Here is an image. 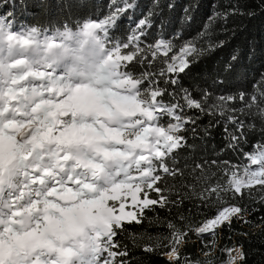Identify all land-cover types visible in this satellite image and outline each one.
I'll return each mask as SVG.
<instances>
[{"label":"snow or ice","instance_id":"1","mask_svg":"<svg viewBox=\"0 0 264 264\" xmlns=\"http://www.w3.org/2000/svg\"><path fill=\"white\" fill-rule=\"evenodd\" d=\"M134 8L135 0H124L123 5L103 21L84 24L87 29L103 31L109 48L108 59L122 69L119 79L104 74L93 83L73 85L54 69L14 74L11 69L26 65L23 59L16 60L0 75V264H68L73 254V247L68 242L74 241L92 220L102 222L106 228L103 238L107 243L97 264H128L125 259H115L118 255H127L126 246L119 252L112 250L120 247V242L114 238L125 231L124 222L141 223L145 209L183 202L182 199L170 200L168 189L161 181L165 175H182V170L175 167L173 154L189 146L184 133L188 125L193 126L195 132L199 119L187 115V111L225 117L233 127L231 134L225 128L230 150L238 148L240 142H246V132L256 129L254 121L257 119L260 132L264 134V91H257L256 85L247 98L244 91L214 94L207 89L194 96L180 86L181 74L206 50H214L215 44L209 43L207 49L198 46L194 40L177 44L179 32L170 38L160 36L152 43H145L141 37H146L152 27L151 11L137 22L126 42L112 39L109 31L119 15ZM238 13V6L231 5L222 12H214L209 23L218 17L226 26L229 17ZM159 27L163 28V22ZM33 35L19 38V43L30 45ZM202 39L211 40V37L202 36ZM122 49H128V52L122 54ZM133 61L146 64L149 70L138 75L125 71ZM154 63L157 68L151 70ZM3 70L4 65L0 64V71ZM30 78L35 80L34 85L26 83ZM160 80H163V87ZM145 82L147 86L141 87ZM257 84L264 86V74ZM129 90L134 92L130 94ZM166 94L172 97L171 102H165ZM237 103L239 107L235 106ZM164 117L168 120L164 121ZM113 119L116 126L109 127L107 121ZM21 129L26 130L23 135ZM53 135L83 155L87 161L84 170L74 171L69 165L66 174L58 173L57 163L67 160V155L41 147L45 138ZM90 138H99L105 145V154L99 159ZM243 155L249 164L242 166L239 175L236 165L228 161L219 164L216 160L211 161L214 166H222L230 178L223 185L218 183L193 195L208 207L215 202L218 205L216 214L194 229L183 230L168 224L172 230V235L166 238L169 241L166 255L170 261L180 264V248L188 238V232L215 236L218 229L227 227L230 230L234 220L243 218L247 209L225 201V194L231 193L234 198L239 194L242 199L253 185H258L264 193V139ZM132 156H135L134 164L128 162ZM109 161L115 164L114 170L109 169ZM204 164H196L193 171L203 172ZM35 165H40V169L36 170ZM17 176L20 190L14 191L13 181ZM24 187L28 188L27 196ZM242 189L247 191L242 192ZM153 192L157 195L150 198L149 194ZM128 197H131L132 205L138 206L139 216L136 212L125 211ZM109 201L119 204H109ZM96 235L101 237V233ZM154 250L151 245L145 248L148 252ZM224 251L229 258L223 264H240L244 258L240 249ZM232 251L237 254L230 255ZM205 256L208 257L207 252ZM183 264H201V261L183 258ZM203 264H213V260L207 258Z\"/></svg>","mask_w":264,"mask_h":264},{"label":"trees","instance_id":"2","mask_svg":"<svg viewBox=\"0 0 264 264\" xmlns=\"http://www.w3.org/2000/svg\"><path fill=\"white\" fill-rule=\"evenodd\" d=\"M135 3L133 10H126L117 18L115 26L109 31L112 39L126 42L137 27V22L151 11L152 27L148 29L146 37H141L145 43H152L160 36L170 38L179 32L181 35L179 40L175 41L177 44L194 40L198 46L205 49L209 43L216 45L214 50H206L190 69L181 74L182 88L188 89L194 96H198L204 89L214 94H235L244 91L246 98L253 93L254 85L257 91H264V86L257 84L264 74V2L135 0ZM231 5H237L239 13L229 17L226 26L218 17L209 23V17L214 12H222ZM121 6L122 3L116 0H0V18L39 34H53L67 27L75 29L86 22L103 21ZM161 22L162 29L159 27ZM202 36H210L211 40L202 39ZM127 52L128 49H122V54ZM156 68L154 63L151 70ZM145 70H149L146 64L139 65L135 61L125 69L133 75ZM146 86L147 82L141 85ZM160 86H164L163 80H160ZM164 99L165 102H171L172 97L166 94ZM235 106L240 105L237 103ZM186 114L198 116L199 119L195 132L192 130L193 126L188 125L184 133L190 147L180 148L173 154L175 167L182 170V175H165L161 181V185L168 189L170 200L182 199L183 202L165 208L157 206L151 210L145 209L141 223L124 222L125 231L118 233L114 238V241L120 242V247L112 250L119 252L126 246L127 255H118L115 258L117 260L125 259L128 264H175L166 255L169 251V241L166 238L172 235L168 224L172 223L183 230L194 229L206 218L215 216L218 205L213 202V206L208 207L193 193H201L218 183L223 185L230 178L225 175L222 166H214L211 161L216 160L218 164L228 161L237 166L239 175L242 166L249 164L243 153L251 152L253 145L264 139L257 119L254 121L256 129L246 132V142L242 141L238 148L230 150L227 148L228 135L225 128L231 134L233 127L225 117L200 115L194 110L187 111ZM167 120L168 117H164V121ZM205 161L208 163L204 164ZM169 163L171 166V161ZM196 164H204L203 172L193 171ZM245 191L247 189H242V192ZM149 195L150 198H155L157 194L153 192ZM262 195L264 193L258 185L251 186L250 193L242 199L239 194L235 198L231 193L225 194V201L237 203L247 209L243 218L234 220L230 230L227 227L218 229L215 236L188 232V238L180 248V264H183V258L198 260L201 264L211 258L213 264H223L229 258L224 251L226 249L243 251L244 258L240 264H264ZM139 215L137 210V216ZM149 245L155 250L145 251Z\"/></svg>","mask_w":264,"mask_h":264},{"label":"clouds","instance_id":"3","mask_svg":"<svg viewBox=\"0 0 264 264\" xmlns=\"http://www.w3.org/2000/svg\"><path fill=\"white\" fill-rule=\"evenodd\" d=\"M10 46L12 49L19 46V36L0 28V47L3 48L0 58L7 57L0 59V64L4 65L0 75L18 60L10 53ZM23 48L30 57L29 60L23 59L27 64L26 71L54 69L56 74L62 73L65 80L73 85L93 83L104 74H110L114 80L119 79L122 72L118 63L108 59L109 48L103 31L87 29L84 24L75 29L67 27L59 31L54 38L43 41L34 33L33 42ZM11 71L15 72L16 69ZM129 91L130 94L134 92ZM72 150L73 157L79 158V151L75 147ZM105 231L104 224L98 220L87 223L83 232L74 241L68 242L73 247L68 264H97L107 243L103 238ZM97 233H101L100 238H97Z\"/></svg>","mask_w":264,"mask_h":264},{"label":"rangeland","instance_id":"4","mask_svg":"<svg viewBox=\"0 0 264 264\" xmlns=\"http://www.w3.org/2000/svg\"><path fill=\"white\" fill-rule=\"evenodd\" d=\"M116 1L119 3L121 2L122 5L124 3V0H116ZM129 2H131V0H129ZM135 6H136V3H135ZM0 28H3L4 30L8 31L9 33L17 34L19 36V38H21V39L31 37L35 33L39 37V39L42 41L52 39L58 33V32H56L53 34H51V33L39 34L33 30H27L23 27H18L16 25H14L13 23H10L9 21H7L5 19H1V18H0ZM0 51H3L2 47H0ZM9 51L17 59H24V60L30 59V57H28V55L24 51L23 45L21 43H19V46L16 47L15 49H12L10 46ZM0 59H7V57H2ZM26 68H27V64L25 66H23L21 69H17L14 72V74H17V75L22 74ZM58 75H63V74L60 73ZM26 83L31 86V85L35 84V80L30 78ZM107 124L109 127H115L116 126V122L113 120H108ZM131 129H132V126L130 125L129 130H131ZM25 131H26L25 129H21L20 134L23 135L25 133ZM81 139L83 140L84 138L82 137ZM90 139H92L94 141L92 143V148H93V151H94L96 157L98 159L101 158L105 154V145L99 140V138H90ZM41 147L45 150H52V151L56 152L57 154H59L60 152H63L67 155V160L58 161V163H57V171L61 175H64L68 172V166L69 165H71L73 167L74 171H82V170H84V166L87 165V161L84 159L83 155H81L80 152H79V158L73 157L72 148L70 149L67 145H64L63 143H61L59 136L53 135L51 137H46L45 142ZM109 147H110V145H109ZM46 155H47V152H46ZM128 162L134 164L135 163V156L130 157ZM250 167H255V166L250 165ZM35 168H36V170H39L40 165H35ZM109 169L110 170L115 169V164L111 161H109ZM13 183L16 187L12 190L19 191L20 190L19 176H17V178L13 181ZM253 186H255V185H253ZM23 191L25 193V196H27L28 188L24 187ZM122 199H123V197H122ZM112 203H116L117 205L119 204V202L109 201V204H112ZM137 210H138V206L132 205L131 197H128L125 200V211L126 212L132 211V212L137 213ZM116 214L117 215L119 214L118 207H117ZM236 254L237 253L235 251H232L230 253V255H236Z\"/></svg>","mask_w":264,"mask_h":264}]
</instances>
